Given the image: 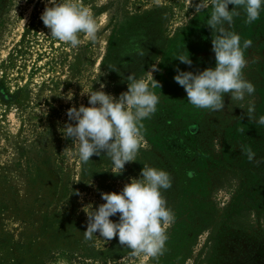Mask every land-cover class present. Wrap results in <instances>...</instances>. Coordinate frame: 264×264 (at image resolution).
<instances>
[{
	"label": "rangeland",
	"instance_id": "obj_1",
	"mask_svg": "<svg viewBox=\"0 0 264 264\" xmlns=\"http://www.w3.org/2000/svg\"><path fill=\"white\" fill-rule=\"evenodd\" d=\"M78 2L93 14L99 31L95 42L80 34L81 43L73 48L52 38L45 27L41 14L48 0H0V264H199L195 258L206 230L198 229L215 225L221 231L211 264H264V125L255 122L264 116V80L243 101L224 96V110L212 114L208 141L198 138L195 125L150 135L144 120L137 161L126 163L122 174L112 172V161L103 153L82 164L78 142L62 136L65 124L74 123L67 109L87 106L88 96L81 93L100 90L101 84L116 98L127 91L128 85L119 84L106 64L118 26L155 9L157 27L171 34L192 18L194 29L206 32L211 7L197 13L199 0ZM239 11L233 24L225 25L228 31L233 32L239 20L240 26L245 23L246 14ZM252 23H246L249 39L264 42V6ZM207 28V34L194 39L192 50L204 60V69L216 63L211 39L217 33ZM194 29L187 30L190 39ZM186 44L185 37L179 39V47ZM252 52L245 57L248 62L256 57ZM200 61L193 60L195 72L204 70ZM156 64L165 69L158 55L141 76L149 84ZM159 88L151 90L158 94ZM250 103L255 105V120L246 115ZM151 142L160 147L155 153L163 170L172 174L169 193L162 196L175 215L177 237L167 239L158 260L133 256L127 247L114 248L115 239L107 241L99 233L86 241L85 211L105 202L102 192L122 191L132 178H139L144 165L151 167L149 155H144ZM241 146L255 152L254 162ZM229 213L237 215L238 227L226 221ZM110 219L118 222L119 215ZM116 243L120 246L119 240Z\"/></svg>",
	"mask_w": 264,
	"mask_h": 264
},
{
	"label": "clouds",
	"instance_id": "obj_2",
	"mask_svg": "<svg viewBox=\"0 0 264 264\" xmlns=\"http://www.w3.org/2000/svg\"><path fill=\"white\" fill-rule=\"evenodd\" d=\"M229 5L233 7L230 9ZM211 7L207 25L212 32V50L215 53V67L202 71H180L174 79L187 93L188 102L200 109L223 111L224 96L231 100L243 101L245 95L255 92L253 83L245 79L243 70L248 61L244 50L252 46L246 39L241 45V37L228 31L240 9L246 14L245 23L259 19L264 0H199L196 12ZM41 19L52 38L76 48L80 45V34L95 42L99 25L93 14L80 5L78 0H48ZM139 55L143 56L141 51ZM181 63L191 66L189 55L176 57ZM159 71L157 64L151 73ZM127 91L119 98L100 90L82 92L87 94L88 105L81 104L67 109L69 121L64 126L63 137L78 142V156L82 164H87L93 155L107 157L112 161L113 173L122 174L125 164L137 161L144 129L143 121L150 119L157 111L159 96L151 89L161 86L152 75L151 84L143 78L128 77ZM71 100L72 95L67 97ZM255 105L246 108L249 120H255ZM255 122L264 125V116ZM249 162H254L255 152L250 147L241 146ZM92 161V160H91ZM259 163V161H255ZM191 176V173H189ZM172 186L170 174L156 167L144 165L139 178H132L120 192H102L98 208L85 211L87 228L84 239L91 240L94 234L107 241L118 236L121 247L131 250L133 256L141 254L159 259L166 251L167 228L175 221L173 211L166 206L161 190ZM80 195L79 192L76 193ZM119 215L118 222L110 219Z\"/></svg>",
	"mask_w": 264,
	"mask_h": 264
},
{
	"label": "trees",
	"instance_id": "obj_3",
	"mask_svg": "<svg viewBox=\"0 0 264 264\" xmlns=\"http://www.w3.org/2000/svg\"><path fill=\"white\" fill-rule=\"evenodd\" d=\"M206 11V9H203L200 12ZM157 13L158 11L155 9L147 10L143 14L130 16L129 19L125 21L124 26H118L112 37L109 52L106 56V64L109 66L110 71L118 78L119 84L128 85L129 75L137 79L141 78L143 72L146 71L145 67L153 63L155 58L159 55L160 63L165 68L162 70L160 67V70L156 71V76L154 77L161 86V89L159 88V91H157V95L160 99L155 114L152 115L150 119H146V123H148V129L146 130L150 135H162L168 134L183 126L190 127L195 125L197 127L198 138L202 141H204V139L208 141L210 140L209 137L211 132H213L211 128V118L214 113L208 109H200L192 106L187 100L185 89L176 83L174 79L177 74V69L180 71L195 72L194 69L196 65L193 60H198L199 62L201 58H196L194 51H192L195 48L194 46H196V41L194 39L199 38L201 34H207L208 25H206L205 28L206 32H203L201 29H194L196 18H192L189 24L180 32L175 30L171 34L169 31L157 27ZM243 19H241V21ZM240 23L239 20L238 24L232 26L231 29H233V32L240 35L241 45H243V41L249 39L246 33L248 24L243 23V25L240 26ZM255 25H259L258 22L254 25L252 23L253 27ZM189 29H194L195 35L193 39H190L187 33ZM208 36H210V34ZM182 37H185L187 44L186 46L179 47V39ZM209 41L210 39L204 44L206 47ZM257 41L258 39L255 38V40L252 41V46L244 50L245 57L251 51L256 54V57L252 58V56H250L249 62L243 70V74L245 79L253 83L255 87H260V85H262L261 79L264 80V42L259 40L257 43ZM141 51L144 53L143 56L139 55ZM180 54L190 56L192 61L191 66L181 63L176 59ZM200 63L204 69V60L201 59ZM172 65H174V67H172L173 69L169 68ZM242 116L243 114L240 115V117ZM219 119L222 121L223 118L219 116ZM220 124L224 125L225 123L220 122ZM150 145L152 148L147 150L144 155H149L148 159L150 160L148 161L151 167L164 169V165L160 159L161 157L157 156L155 153L160 152L159 145H156L154 142H151ZM169 190L163 191L162 195H167ZM226 208L229 210L230 205H227ZM226 221H228L230 227H238L237 215L234 216L229 213V215L226 216ZM218 229L219 225H215L212 228H204L202 226L198 229L199 231L206 230L202 245L198 249L195 258V260L199 261V264H211L214 260L219 241L218 232L221 231ZM176 234L177 229L173 222V224L167 228V236L171 239V236ZM175 237H177V235ZM114 239L118 240V236ZM115 240H113L111 246L118 249L121 248V246H117V243L115 244ZM9 264H15V262Z\"/></svg>",
	"mask_w": 264,
	"mask_h": 264
}]
</instances>
